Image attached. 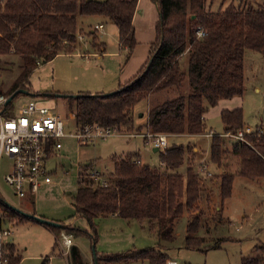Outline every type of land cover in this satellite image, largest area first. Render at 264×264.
Here are the masks:
<instances>
[{
	"label": "trees",
	"instance_id": "16d2710c",
	"mask_svg": "<svg viewBox=\"0 0 264 264\" xmlns=\"http://www.w3.org/2000/svg\"><path fill=\"white\" fill-rule=\"evenodd\" d=\"M138 1L0 0V55L15 53L22 59L21 71L6 93L27 89L40 63L52 60L61 52L75 51L82 29L79 15H99L113 21L118 26L121 45L132 51L137 44L134 16ZM153 1L159 10V20L149 57L134 76L119 84L118 89L111 93L36 94L66 99L67 109L75 112L77 127L95 123L117 126L122 133L130 134L136 129L134 106L146 97L167 91L174 96L152 104L148 121L143 126L153 134L168 136L206 132V102L216 105L221 99L242 95L245 91V50L251 48L264 54V3L245 1L247 4L238 6L230 3L213 10L208 8V0ZM96 29L89 33L94 34ZM199 31L205 34L200 36ZM102 45L104 42L99 44ZM184 56L187 68L181 64ZM18 94L20 92L15 96ZM220 115L226 132H236L246 125L241 106L223 108ZM248 137L254 145L242 141L233 144L232 151L240 158L238 173L252 178L264 176V134ZM223 141L222 134L213 135L211 161L218 166L227 151ZM158 149L165 169L144 163L139 152L113 155L111 168L102 171L95 169V161L80 163L78 188L71 204L75 212L88 221L90 230L84 229L83 234L90 233L96 242V220L116 214L156 227L159 238L158 246L98 256V262L147 260L149 264H167L169 256L165 243L174 239L175 222L186 208L190 220L185 246L189 248L201 249L205 237L197 234L199 230L209 227L210 221L220 223L224 220L222 205L210 214L202 207L205 186L200 169L192 165L196 155L192 149L178 144ZM187 154L189 166L184 175L177 169ZM235 174L219 175L222 201L232 193ZM207 199L210 200V195ZM3 205L11 220L31 219L5 201ZM30 212L37 214L35 210ZM49 227L55 233L59 229L74 230L64 224ZM217 246L219 241L214 245ZM9 249L11 264H19L22 255L17 244H10ZM242 264H264V255L245 256Z\"/></svg>",
	"mask_w": 264,
	"mask_h": 264
},
{
	"label": "rangeland",
	"instance_id": "374dc122",
	"mask_svg": "<svg viewBox=\"0 0 264 264\" xmlns=\"http://www.w3.org/2000/svg\"><path fill=\"white\" fill-rule=\"evenodd\" d=\"M245 1L264 3V0H208L207 4L208 8L217 10L230 3L236 6L247 4ZM142 3L135 22L137 44L132 51L121 45L118 26L113 21L99 15H79L82 29L77 37L75 51L61 52L52 60L40 63L27 85V90L32 89L34 94H18L13 98L12 105H19L30 98H42L36 94L40 92L78 94V90L89 88L88 91L92 93L101 92L98 90L110 93L118 89L121 82L134 76L146 62L156 38V24L159 20L156 2L144 0ZM102 22L104 26L95 30L94 39V34L89 32ZM101 42L104 45L99 46ZM0 57V89L6 91L21 71L22 59L15 53ZM181 64L187 68L185 56L182 57ZM244 70L245 91L242 95L221 99L216 105L206 102V132L168 136L169 146L178 144L192 149L196 154L192 164L195 169L199 170L204 163L209 165L212 176L208 177L203 171H199L205 186L202 207L210 214L222 205L224 216L220 223L210 221L209 227L204 226L199 230L197 234L205 237L201 249L189 248L185 246V238L190 214L187 208L184 210L175 222L174 239L165 243L168 258L175 259L178 264H242L245 256L264 255V176L252 178L238 173L240 158L232 151L233 144L237 141L224 135L223 147L227 151L223 155V162L218 166L211 161L213 135L226 132L220 115L223 108L243 107L245 126L255 129L249 135L264 134V54L247 48ZM169 95L174 96V93L162 91L140 100L134 106L136 131L132 133H137L138 130L140 133L149 131L143 125L148 121L150 106ZM45 99L66 118L67 131L75 132L77 125L72 117H75V112L67 109V100L62 96ZM137 127L141 128L137 130ZM211 131L213 135L205 134ZM62 142L63 147L48 161V167L55 171L54 181L42 186L33 197L23 199L15 195L5 179L12 160L7 155L0 158V196L5 202L28 212L35 210L38 215L59 220L66 227L74 228L73 232L59 229L55 233L49 226L32 219L22 222L9 219L8 224L14 230L12 239L22 255L19 264H95L97 256L158 246L156 227L113 214L96 220L98 239L94 242L90 233L83 234L84 229L90 230L86 217L77 214L71 204L72 196L78 188L80 163L95 161V169L102 171L111 168L113 155L124 156L129 152H139L144 163L165 169L161 164L160 150L154 149L151 138L141 134L128 136L116 133L88 144H81L76 137L71 136L64 137ZM245 143L254 145L248 136ZM188 166L187 154L177 170L186 175ZM231 172L236 173L232 193L222 201L218 188L219 175ZM208 195L210 200L207 199ZM1 211H6L3 203ZM63 233L71 235L73 240L72 246L65 247L66 253L61 249ZM218 241L219 246L214 247ZM99 264L149 262L119 260L111 263L100 261Z\"/></svg>",
	"mask_w": 264,
	"mask_h": 264
},
{
	"label": "built area",
	"instance_id": "2783aa9c",
	"mask_svg": "<svg viewBox=\"0 0 264 264\" xmlns=\"http://www.w3.org/2000/svg\"><path fill=\"white\" fill-rule=\"evenodd\" d=\"M102 27L103 23L95 25L97 29ZM204 34V31H199L200 36ZM10 96L11 94L0 89V158L7 155L12 160L11 169L5 179L19 198L33 197L42 186L54 181L55 171L48 167V161L63 147L62 139L64 137H76L81 144H88L98 138L122 133L117 126L105 127L95 123L77 127L75 132H68L66 118L54 106L49 105L45 97L30 98L19 105H12L13 99L8 102ZM254 130L250 126H245L236 132L229 131L222 135L237 142H246L247 136ZM136 134H141L144 137L149 136L153 145L160 149L169 144L168 135L165 133L153 134L145 131L127 135ZM205 134L213 135L212 131ZM200 170L206 176H212L208 164L204 163ZM4 201L0 196V264H11L9 245L15 244L12 239L14 230L8 224L10 218L6 211H1ZM72 244V236L63 233L62 251L66 253L65 247L72 246ZM167 264H177V261L168 260Z\"/></svg>",
	"mask_w": 264,
	"mask_h": 264
},
{
	"label": "water",
	"instance_id": "95a60500",
	"mask_svg": "<svg viewBox=\"0 0 264 264\" xmlns=\"http://www.w3.org/2000/svg\"><path fill=\"white\" fill-rule=\"evenodd\" d=\"M193 17H195V15H193ZM26 93V94H34L33 92L25 89V88H21L19 89L18 91H16L15 93L11 94V96L8 98V102L11 101L13 99V97L17 94V93ZM111 93V92H110ZM58 95H63V94H58ZM157 148V147H156ZM158 150V149H156ZM6 204L13 208V209H16L17 211H19L20 213H22L23 215L31 218V219H34L35 221L37 222H40V223H43L45 225H51V226H57V227H61L62 226V223L60 221H57V220H53V219H48L42 215H38V214H33L31 212H28V211H25L21 208H17L15 207L13 204L9 203V202H6ZM95 264H99L98 262V256L95 257Z\"/></svg>",
	"mask_w": 264,
	"mask_h": 264
},
{
	"label": "crops",
	"instance_id": "0c3cea01",
	"mask_svg": "<svg viewBox=\"0 0 264 264\" xmlns=\"http://www.w3.org/2000/svg\"><path fill=\"white\" fill-rule=\"evenodd\" d=\"M144 0H139L138 1V5H137V9H136V12H135V16H134V24H135V22H136V20H137V17H138V11H139V8L141 7V5H143V2ZM147 4V3H146ZM158 8V7H157ZM103 23V22H102ZM103 26H104V24H103ZM99 29V28H98ZM85 87H89V86H85ZM91 88V87H90ZM84 89H86L87 91L88 90H90L89 88H83V89H81V90H78V92H80V91H86V90H84ZM98 91H102V90H98ZM155 150L156 149H158V148H154ZM35 195V194H34ZM33 195V196H34ZM113 215H116V214H113ZM117 216V215H116ZM168 260H175V259H168ZM176 261V260H175ZM178 264V263H177Z\"/></svg>",
	"mask_w": 264,
	"mask_h": 264
}]
</instances>
